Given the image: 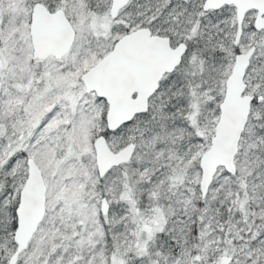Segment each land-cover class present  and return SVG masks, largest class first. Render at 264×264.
Here are the masks:
<instances>
[{"label": "snow or ice", "instance_id": "obj_1", "mask_svg": "<svg viewBox=\"0 0 264 264\" xmlns=\"http://www.w3.org/2000/svg\"><path fill=\"white\" fill-rule=\"evenodd\" d=\"M0 264H264V0H0Z\"/></svg>", "mask_w": 264, "mask_h": 264}]
</instances>
